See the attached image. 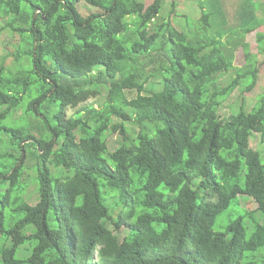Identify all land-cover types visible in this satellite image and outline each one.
<instances>
[{"label": "trees", "instance_id": "16d2710c", "mask_svg": "<svg viewBox=\"0 0 264 264\" xmlns=\"http://www.w3.org/2000/svg\"><path fill=\"white\" fill-rule=\"evenodd\" d=\"M227 1L199 0L201 19L183 31L164 16L165 0H0V21L28 25L7 27L25 39L15 60L32 64L11 78L0 68V264H264V153L251 147L255 134L264 147V96L251 112L243 103L220 115L236 91L244 102L257 86L258 56L245 39L262 26L263 5L236 0L229 24ZM81 2L97 12L85 17ZM257 42L264 55V33ZM94 75L110 81L102 108L67 117L98 97ZM33 87L28 112L60 106L48 140L36 126L5 125ZM110 133L122 137L113 152ZM242 199L257 208L216 232ZM7 209L20 216L9 225Z\"/></svg>", "mask_w": 264, "mask_h": 264}, {"label": "rangeland", "instance_id": "374dc122", "mask_svg": "<svg viewBox=\"0 0 264 264\" xmlns=\"http://www.w3.org/2000/svg\"><path fill=\"white\" fill-rule=\"evenodd\" d=\"M144 2L146 7H149L153 4L155 0H140ZM221 1V0H220ZM223 1V0H222ZM258 3H261L263 5L262 9L259 10V17H261L262 20H264V0H256ZM236 4V0H228L226 2V11L229 12L228 14V23L232 24L234 23L233 17H234V8L233 6ZM79 11L82 15L85 17H88L92 13L97 12V9L88 6L87 4L81 2L78 4ZM164 16L166 19H169V16H171L174 21H176L177 26L179 29L183 31L190 30V27L193 26L196 22H198L201 19V13H200V6H199V0H165V8L163 11ZM10 22H14L16 26L21 25V27L28 29V25L25 23H21L20 18L15 19L13 16L7 17L6 19H3L0 21V25L2 27H6L4 30L2 36L0 37V68L4 69L5 76L8 78L13 77L16 74L21 73L25 70H30L32 68V64L29 63L28 59H23L21 62H18L15 60V55L21 50L24 51L25 47H23L24 44V38L22 35H20L17 32H14L11 28L7 27V24ZM191 24V26H190ZM258 33H264V22L262 23V26L258 29V31L253 32L249 34L245 41L250 44V49L252 52L258 56L259 64H260V73L257 81V86L255 90L251 93H247L244 95V102H243V96L241 95L240 91H236L234 95L230 99H228L221 111L220 115L222 117H229L232 115V113L239 110L240 106H242L243 103H245V110L247 112H251L253 108L258 103V100L261 96H264V55L259 54V45L257 42V34ZM235 66L242 67L245 64V54L242 47H238L235 50ZM52 64V63H51ZM147 74L151 73L154 69V65L145 63V66L143 67ZM234 73L225 75L221 78L222 83L224 85H227L230 83L234 77ZM93 77V84L90 85V89L97 91L99 93L98 97L93 98L89 100L86 104L80 105L77 109H69L67 112V117L73 116L78 110L89 106L94 105L96 109H101L103 106V103L105 102V98L108 93V87H110V81L106 79L105 76H100V78H97V76ZM153 83L158 82L156 79H153ZM149 90H153V84L148 85ZM38 87L32 88V95L28 94L22 104V107L18 109V111L14 114L13 117L9 118L6 122V126H12L15 125L18 126H36L40 132L38 133L37 137L39 139L48 140L51 138V131L47 128V121L50 122V124L53 126L55 123L54 117L58 110L60 109V106L58 105H51L46 103L42 108L41 112L44 116H38L37 113L34 112H28L29 104L32 102L33 98H36L39 93ZM137 92L133 91L128 93V98L133 99L136 97ZM31 97H33L31 99ZM86 115V114H85ZM115 122L120 123V119H114ZM129 133L131 137H135L136 134L139 132L138 126L134 122H129L126 124ZM36 132V131H35ZM2 141H6L9 139V136L4 132L1 136ZM122 137L120 136V133H110L108 138V145L110 152L115 151L121 144ZM3 145V144H2ZM0 145V151L2 154L7 152V147L4 145L2 147ZM251 147L255 150L263 151L264 153V147L260 143V136L258 134H255L254 138L251 142ZM36 164V161L32 157H28L26 161V166L31 170L33 166ZM28 173H31L28 171ZM29 192L31 193L30 197V204L35 205L39 201L38 193L35 191V186L32 185L30 187ZM1 195V194H0ZM240 206L237 204H234L228 211H226L217 221L214 230L216 232H224L226 230L227 225L230 221H234L237 218L243 216L245 214V210L252 212L257 208V204L252 200H241ZM1 208V205H0ZM7 221L8 225L11 221H16L20 218V216L15 215L11 212V209H7L6 211ZM260 216V215H259ZM14 218V220H13ZM264 218V217H263ZM262 223H264V219H262ZM245 224L247 226V232L248 237L251 236L254 225L251 223L250 220H246ZM124 234V232L122 233ZM26 254H29V250L26 249ZM264 254V249H261L257 254ZM251 255V254H249ZM19 258H22L21 255H19Z\"/></svg>", "mask_w": 264, "mask_h": 264}]
</instances>
